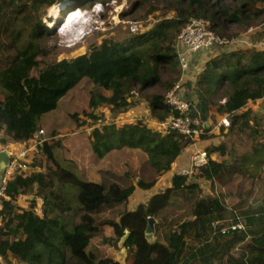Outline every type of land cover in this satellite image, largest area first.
I'll list each match as a JSON object with an SVG mask.
<instances>
[{"label":"trees","instance_id":"1","mask_svg":"<svg viewBox=\"0 0 264 264\" xmlns=\"http://www.w3.org/2000/svg\"><path fill=\"white\" fill-rule=\"evenodd\" d=\"M56 1L33 0L29 8L21 0L0 5V25L5 7H14L16 13L9 46L15 55L0 70V85L7 92L0 95L1 142H26L33 138L42 116L56 110L60 101L86 77L94 83L89 102L93 111L86 112L94 122L100 120L94 112L100 106L118 113L136 106L137 92L146 96L151 116L164 121L172 114L164 92L182 74L176 38L191 18L209 19L212 29L222 35L232 23L241 28L264 24V0H165L166 11L173 10L176 15L164 18L150 30L131 33L123 39L104 38L99 45L93 44L89 52L70 59H49L50 49L45 42L50 29L34 14L42 5L51 6ZM156 9L152 6L149 14ZM222 51L207 58L205 70L190 81L198 94L196 113L205 119L216 106L219 115H228V130L234 132L249 125L251 110L242 112L243 109L264 98V49ZM198 54L210 56L209 52ZM192 63L190 56L191 69ZM104 90L112 93L107 95ZM214 96H218L217 101ZM72 117L77 119L78 114ZM78 125L83 127L86 122ZM259 126L257 121L254 134L261 133ZM89 137L99 158L124 148L143 151L147 154L143 165L146 175L137 184L130 181L129 174L124 183L85 180L56 159L54 150L61 142L46 140L41 148L53 163L49 173L20 175L8 184L7 193L12 200L5 202L0 213V256L7 264H11L10 256L28 264H121L87 250L102 226L112 227L119 241L129 233L125 247L132 254V264H233L229 250L245 240V249L253 255L247 259L249 264H264V205L246 215V230L223 235L212 222L224 219L228 208L218 196H203L199 182L204 178L224 185L241 174L244 181L240 185L245 186L254 177L244 167L243 157L236 155L232 161L210 159L192 177L176 173L171 186L131 210L129 199L136 190L155 187L160 176L172 169L194 141L175 130L161 133L143 119L122 125L104 124L94 128ZM201 137L206 138L204 134ZM215 151L226 153L223 145L208 149L209 154ZM58 183L78 188L76 203L53 192ZM34 186L49 190L43 196L42 215L33 210L34 201L30 209H20L15 203L18 196L28 194ZM184 203L188 208L176 213ZM189 211L194 219L184 220ZM230 214L236 219L239 212L231 210ZM150 217L156 219L151 240L146 236ZM178 225L179 230H174ZM240 264H246L245 256Z\"/></svg>","mask_w":264,"mask_h":264},{"label":"rangeland","instance_id":"2","mask_svg":"<svg viewBox=\"0 0 264 264\" xmlns=\"http://www.w3.org/2000/svg\"><path fill=\"white\" fill-rule=\"evenodd\" d=\"M10 0H0V5L3 2ZM165 0H82L77 3V0H57L53 5H42L38 14H34L36 18L41 19L43 24L50 29L47 36L45 45L50 49L49 59L54 58H73L78 55L90 51L93 44L99 45L104 38L116 37L123 39L131 33H142L150 30L158 22L164 18H172L176 15L175 11H166ZM21 3H27L28 8L32 6L33 0H21ZM152 6H157L158 9L149 14ZM80 7L83 14L74 22V26L66 29L63 27L64 14L72 8ZM56 10L58 11L57 14ZM3 23L0 25V70L3 69L12 60L15 55V50L9 48L12 44V37L10 32L14 24V16L16 15L14 7L8 6L4 8ZM34 20V17H32ZM32 20V21H33ZM137 24L138 29L133 31V25ZM28 27V25H26ZM7 28V29H6ZM254 28L255 31L249 33L248 31ZM230 38L244 40L238 49L247 50L251 48L256 42L264 40V24L252 26L249 28H241L236 23L229 25L227 33L224 34ZM247 39V42H246ZM254 42V43H253ZM258 47L262 46L260 43ZM264 48V47H260ZM222 51V48H216L212 51L209 50L207 54H193L192 69L186 72L183 76V71L180 78L176 83L184 81L185 85L189 87L190 92L195 91L196 104L198 103V94L195 84L192 81L198 72L205 70L206 59L211 56H217ZM202 63V64H201ZM43 66V64H41ZM195 87V89H194ZM94 89V83L90 78H84L80 83L73 88L59 103L56 110L49 112L42 116L40 128L44 129L46 134L45 139L49 142L60 141L61 145L57 146L54 150L56 159L59 163L66 167L81 178L85 180H97L109 184L110 182H121L131 175L130 181L137 184L138 180L143 178L146 174L143 165L147 161V154L139 149L124 148L116 150L103 158H99L92 149L90 140V133L96 127H102L104 124L116 123L122 125L129 122H136L143 119L149 125L143 111L133 109L142 102H146V96L136 93L137 105L131 107L124 112H114L108 106H100L94 112L100 117V120L94 122L93 119L88 118L86 114L92 112L89 102L91 92ZM155 91L150 89V92ZM104 93L110 95V90H104ZM166 93V92H164ZM0 95L5 96L6 91L0 85ZM218 96H214L217 101ZM264 99V98H263ZM148 102V101H147ZM149 105V102H148ZM133 109V110H132ZM212 111L205 118V121L212 122L213 126L216 125V106H213ZM251 110L249 125L242 126V129H237L234 132L223 129L215 134L212 133V127L204 134L206 138H213L206 147L208 150L212 147L224 146L226 153L223 155L222 151H215L216 157L220 161H232L236 155L243 157L244 167L247 169L249 175L253 176V181H247L245 186L240 185L244 181L241 174H236L232 179L221 185L219 181H210L200 178V187L203 190L205 197H220L228 208V214L221 222L229 223L233 219L230 214L231 210L239 212L238 215L247 223L248 218L246 215L256 212L259 207L264 205V101L251 103L247 109L242 112ZM124 116H120L121 114ZM73 114H78V118L74 119ZM151 114V112H150ZM86 122V125L79 127V123ZM259 122L258 134L253 133L255 123ZM158 127V125H157ZM228 129V127H226ZM55 133L56 135H51ZM2 132L0 131V137ZM2 138V137H1ZM217 153V154H216ZM212 158V157H211ZM33 173L44 172L49 173L53 167V163L47 158L43 152L41 145L33 151L31 159ZM29 173V175H31ZM160 179V178H159ZM249 184V186H248ZM244 189L240 193V189ZM49 191V190H48ZM48 191H42L38 186L28 194L18 196L16 200L17 206L20 209H30L31 204L36 202L33 210L42 215L44 212V204L42 198ZM150 194L153 189L147 190ZM60 197H68L73 203H76V195L78 188L75 186H65L58 183L54 191ZM53 199L54 195L52 196ZM149 194H136L129 199L130 203L136 204L137 202L145 203L142 200L148 201ZM139 203V204H140ZM188 208V204L184 203L181 209L176 213L184 212ZM131 209V208H130ZM259 211V210H258ZM258 213V212H257ZM264 217V211H263ZM261 215V216H262ZM194 215L191 211L188 212L184 220H193ZM0 224H2V216L0 215ZM179 226H175L174 230H179ZM154 238V237H153ZM152 238V239H153ZM250 239V238H248ZM248 241L245 240L241 244H236L229 250L232 256L233 264H240V260L244 258L246 264H249L248 258L253 256L252 251L245 249ZM264 244V243H262ZM126 248L125 252L123 249ZM101 258H113L121 264H132V254L129 248L122 245L121 241L117 240L114 229L110 226H102L100 232L97 233L90 241L87 248ZM11 264H28L20 260L16 256H10ZM0 264H7L4 259L0 260ZM214 264H219L215 262Z\"/></svg>","mask_w":264,"mask_h":264},{"label":"built area","instance_id":"3","mask_svg":"<svg viewBox=\"0 0 264 264\" xmlns=\"http://www.w3.org/2000/svg\"><path fill=\"white\" fill-rule=\"evenodd\" d=\"M133 31L138 29V25H133ZM255 31L251 28L248 32ZM244 40L230 38L219 34L211 27L209 19L204 17H193L186 23L178 33L176 38V50L179 55L183 76L191 70L190 56L197 53L209 52L222 48V50H237ZM247 42V39H246ZM248 43V42H247ZM254 43V42H253ZM264 47V40L259 42ZM256 42L252 47H258ZM195 89V87H194ZM195 91L190 92L189 87L182 80L176 83L171 89L165 93L167 104L172 109L170 117L164 121H158L157 130L161 133H168L172 130L178 131L185 137L191 138L194 142L205 134L209 128V124L201 114L197 112V104L195 99ZM221 126L229 127L231 121L228 115H225L219 123ZM46 132L39 129L33 138L26 142H15L17 147L9 148L6 152L8 160L0 157V213L5 207V202L10 201L11 196L7 193L8 184L17 176H28L33 172L31 159L33 151L42 145L47 139L44 138ZM20 143V144H17ZM211 159V155L206 149L196 150L190 157L188 164L179 170V174L185 176H194ZM55 196V195H54ZM42 204H45L44 197ZM214 229H217L223 235H229L233 232L243 231L247 228V223L240 215L236 219H232L229 223L214 221L212 222ZM3 258L0 256V260Z\"/></svg>","mask_w":264,"mask_h":264},{"label":"crops","instance_id":"4","mask_svg":"<svg viewBox=\"0 0 264 264\" xmlns=\"http://www.w3.org/2000/svg\"><path fill=\"white\" fill-rule=\"evenodd\" d=\"M261 100L264 101V99H261ZM261 100H258L257 102H260ZM251 103H254V102H251ZM251 103H249L247 106L248 107L251 106ZM133 109L143 111V114H144V116H146L145 118H147L148 122L153 124V125H150V126L155 128V129H157L158 120L151 116V114H150V112H151L150 111V105H148L147 101L146 102H142L141 105H137ZM197 109L199 110V106L198 105H197ZM246 109H247V107H246ZM213 112L217 115L216 116V119H217L216 125L213 126L212 122H210V121H207V122L209 124V127L213 126L211 132L217 134L220 131V129L224 128V126L219 125V123L221 122L222 118H224V116L226 114L219 115L216 112V110L213 111ZM124 115H125V113L124 114L122 113L120 116H124ZM227 130L228 129L225 127L224 131L226 132ZM213 138H216V137H212V138H202V137H200L193 144H191L189 147H187L184 150V152L182 153V155L174 162L172 169L169 172H167V173L163 174L162 176H160V179L158 180L156 186L152 188L154 191L151 194H150V191L142 190L140 188H138L135 193L138 194V195L144 194V193H148L149 194L148 200H149L154 194H156L158 192H161V191L165 190L167 187L171 186L173 176L176 173H178L180 169H182L184 166H186L188 164V161L190 160L191 155L198 149H206V147L210 145L209 143L211 142V140H214ZM17 144H20V143H17ZM13 147H17L15 142L9 141L7 143H4V142L0 141V157H3V159L6 160L5 158L7 156V154H6L7 150L9 148H13ZM1 154H4L5 156H2ZM210 155L212 157L211 159L220 161L216 157L215 153H212ZM94 181H97V180H94ZM135 193L132 196H134ZM146 200H142V201L143 202H147ZM139 203L140 202H137L136 204H132V202H131L130 203L131 210L136 209L137 206L139 205Z\"/></svg>","mask_w":264,"mask_h":264},{"label":"bare ground","instance_id":"5","mask_svg":"<svg viewBox=\"0 0 264 264\" xmlns=\"http://www.w3.org/2000/svg\"><path fill=\"white\" fill-rule=\"evenodd\" d=\"M58 11L56 10V13L57 14ZM83 14V11L81 8L79 7H75V8H72V9H69L65 14H64V17H63V27L62 29H66V28H71L74 26V22Z\"/></svg>","mask_w":264,"mask_h":264},{"label":"water","instance_id":"6","mask_svg":"<svg viewBox=\"0 0 264 264\" xmlns=\"http://www.w3.org/2000/svg\"><path fill=\"white\" fill-rule=\"evenodd\" d=\"M2 156H5L4 154H1ZM3 158V157H1ZM6 160H8V157L6 156L5 158ZM155 224H156V219L154 217H150L148 220V226H147V230H146V236L148 239H152L155 235L156 232V228H155ZM129 236V233H127L121 240V244L124 245L126 243V240ZM126 248L123 249V252H125Z\"/></svg>","mask_w":264,"mask_h":264}]
</instances>
